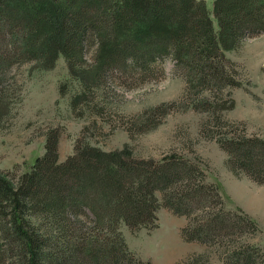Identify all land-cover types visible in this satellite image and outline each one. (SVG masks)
<instances>
[{"label": "trees", "instance_id": "trees-1", "mask_svg": "<svg viewBox=\"0 0 264 264\" xmlns=\"http://www.w3.org/2000/svg\"><path fill=\"white\" fill-rule=\"evenodd\" d=\"M213 14L203 0H0V66L4 59L51 66L64 56L72 71L85 65L94 48L97 81L163 75L171 60L189 85L232 89L240 84L225 51L264 34V0H216ZM229 145L223 149L233 169L264 184V140L235 138ZM171 159L153 165L129 149L106 152L78 144L59 163L58 137L50 135L45 155L19 182L0 173V233L24 245L36 262L43 249L59 245L63 262L51 264H150L130 251L121 227L156 229L160 192L180 216L206 198L204 186H180L167 200L181 178L192 176L190 167ZM206 214L190 220L185 241L210 244L223 232L256 227L248 215ZM252 250L228 248L227 264H257Z\"/></svg>", "mask_w": 264, "mask_h": 264}, {"label": "rangeland", "instance_id": "rangeland-1", "mask_svg": "<svg viewBox=\"0 0 264 264\" xmlns=\"http://www.w3.org/2000/svg\"><path fill=\"white\" fill-rule=\"evenodd\" d=\"M203 1L214 18L216 0ZM94 52L89 49L85 65L72 71L64 56L51 66L2 60L0 173L19 182L45 155L50 135L58 137L59 163L72 157L78 144L106 152L129 149L135 159L153 165L172 158L190 167L192 176L181 178L167 200L180 186L190 191L204 186L205 201L188 209L189 216H180L165 206L160 192L156 229L121 227L130 251L144 263L165 264L157 251L163 239L171 238L183 251L169 264H227L228 248L249 245L257 264H262L264 207L254 200L264 198V184L234 170L223 146L229 147L235 138L264 140V34L225 51L240 85L218 91L189 85L171 60L165 62L163 75L156 71L97 81ZM209 211H224L233 219L248 215L256 227L245 224L223 232L210 244L185 241L182 233L190 220L205 219ZM10 242L0 233V264L63 262V246L43 249L36 262L24 245Z\"/></svg>", "mask_w": 264, "mask_h": 264}, {"label": "bare ground", "instance_id": "bare-ground-1", "mask_svg": "<svg viewBox=\"0 0 264 264\" xmlns=\"http://www.w3.org/2000/svg\"><path fill=\"white\" fill-rule=\"evenodd\" d=\"M254 202L264 207V198H256ZM162 244H165L164 248L160 247ZM160 246L158 251H156L161 255V260L165 264H169L178 253L183 251V247L179 244L177 239L165 238L162 240Z\"/></svg>", "mask_w": 264, "mask_h": 264}, {"label": "crops", "instance_id": "crops-1", "mask_svg": "<svg viewBox=\"0 0 264 264\" xmlns=\"http://www.w3.org/2000/svg\"><path fill=\"white\" fill-rule=\"evenodd\" d=\"M206 1H209V0H206Z\"/></svg>", "mask_w": 264, "mask_h": 264}]
</instances>
